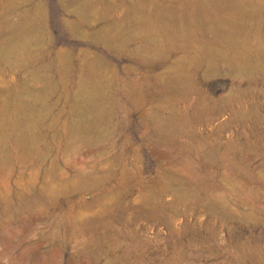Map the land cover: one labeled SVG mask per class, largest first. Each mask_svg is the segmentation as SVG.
<instances>
[{
  "label": "rangeland",
  "instance_id": "1",
  "mask_svg": "<svg viewBox=\"0 0 264 264\" xmlns=\"http://www.w3.org/2000/svg\"><path fill=\"white\" fill-rule=\"evenodd\" d=\"M73 1L0 0V264H264V0L156 56Z\"/></svg>",
  "mask_w": 264,
  "mask_h": 264
},
{
  "label": "bare ground",
  "instance_id": "2",
  "mask_svg": "<svg viewBox=\"0 0 264 264\" xmlns=\"http://www.w3.org/2000/svg\"><path fill=\"white\" fill-rule=\"evenodd\" d=\"M75 1L78 2L79 4L83 5L84 8L88 12H92L93 13L92 15L95 16V18H98L101 20H107L110 17H113L114 14L118 11V8H120V6H122V5L126 6V8H125V9H127L126 12L130 17L129 16L126 17L125 24L123 22H121L122 24L121 23L120 24L119 23L113 24V27H111V28H109V26H108L109 31L110 32L118 31V35L119 36L121 35L122 36L121 38H123L125 41H131V40L136 39V38L145 37L147 40V43L145 44L143 42L145 45V46L143 45L144 46L143 51H147L148 53H150V51H153V55L151 53L152 56H156L157 53H155L154 51L161 50L163 48L162 46L163 45L165 46L166 43L167 44L171 43V45H172L174 42L180 41V39L182 37H183V39L184 38L186 39L187 35H189V34L186 35V32L188 31V33H189L190 32L189 30H191L192 26H193V29H196L194 27H196L197 24H200V23L203 24L207 20L211 19L212 15L214 14V12L216 11V9L219 6L218 0H197L195 2H188L187 4L178 3L176 0H150L147 2L146 1L143 2L144 3L143 6H140L139 4H141V3L136 1V0H75ZM75 1H73V3ZM76 2H75V5H76ZM150 9H151V11H150ZM220 15H221V13H220ZM221 17L222 16H220V20H221ZM227 17H228V15H226V18H222V19L225 22V24L228 26L230 24V22H232V19H234V17L233 18L232 17L227 18ZM213 18H215V14H214ZM218 19H219V17L215 18L216 21H218ZM227 19H229V20H227ZM216 21H214V22L216 23ZM210 22H212V21H210ZM216 24H219V23H216ZM222 24H223V22H222ZM111 25H112V23H111ZM106 31H108V30L106 29ZM160 31L161 32H167L168 37L160 38V37H162L161 35H160V37H158L160 33H158V35L156 33L160 32ZM183 35H186V37H184ZM218 37H219V35H218ZM98 38H100V37H98ZM112 39L113 38H110L109 40L108 39L107 40L105 39V40L110 41ZM164 41L166 42L165 44H164ZM173 45H175V43ZM121 47H124V46H121ZM179 47H180V44H179ZM115 48H116V46H115ZM137 48H139V47H137ZM120 49L123 50L122 48H120ZM140 49H141V46H140L138 51H140ZM162 50L160 52H162ZM164 50H165V48H164ZM140 53H141V51H140ZM142 54H143V52H142ZM134 56H135V54H134ZM137 57L139 58V56H137ZM146 57H147V55H146ZM153 58H155V57H153ZM157 59H158V55H157ZM140 60H141V56H140ZM153 60H152V62H153ZM172 71H174V69ZM175 71H174V73L172 72L174 75H175ZM179 72H178V70L176 71V73L178 74L177 75L178 77L180 75ZM166 75H165V77H166ZM183 79H184V77H183ZM170 80H171V78H170ZM173 82H174V80H173Z\"/></svg>",
  "mask_w": 264,
  "mask_h": 264
}]
</instances>
